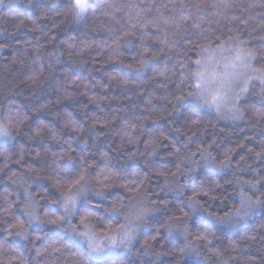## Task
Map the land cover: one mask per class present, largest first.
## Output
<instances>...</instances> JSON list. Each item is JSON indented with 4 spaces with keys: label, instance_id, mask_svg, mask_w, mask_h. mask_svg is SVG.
I'll return each mask as SVG.
<instances>
[{
    "label": "trees",
    "instance_id": "obj_1",
    "mask_svg": "<svg viewBox=\"0 0 264 264\" xmlns=\"http://www.w3.org/2000/svg\"><path fill=\"white\" fill-rule=\"evenodd\" d=\"M71 3L0 4V119L11 113L15 123L0 145V264H73L72 252L87 259L72 231L84 230L83 213H93L90 227L104 234L135 208L145 217L132 243L99 264H264L259 81L235 119L175 99L193 90L195 82L181 78L202 50L222 42L247 41L257 52L253 66H264V0H94L82 19ZM81 173L88 191L50 223L65 216L62 193ZM241 195L256 210L237 223L229 217ZM200 233L208 239H195Z\"/></svg>",
    "mask_w": 264,
    "mask_h": 264
},
{
    "label": "snow or ice",
    "instance_id": "obj_2",
    "mask_svg": "<svg viewBox=\"0 0 264 264\" xmlns=\"http://www.w3.org/2000/svg\"><path fill=\"white\" fill-rule=\"evenodd\" d=\"M205 6L206 5H201V7H205ZM95 7L96 5L94 3V0H72L70 11L74 13L76 17L79 18V17L87 16V14L90 11L94 10ZM108 7L111 8L112 6L109 5ZM116 10L118 11L119 9ZM101 14L107 16L109 15V12L105 10ZM181 19H187V17H181ZM165 23H167V21H165ZM143 26L147 27V25H143ZM132 27L135 28L136 24H133ZM128 35H134V33L126 32L125 36ZM229 39L231 40L232 37H229ZM262 39H264V37H262ZM159 43L170 47V45H168L167 40H160ZM246 44L247 41H243L240 44H237V47L234 50L235 54L231 58H227V57L225 58L227 62L223 64V69L221 71L212 70L210 72L208 70V63L205 60L197 59L195 61V65H196L195 70L187 72L185 76L181 78V84L185 83V81L187 80L195 81V83L191 84L193 90L187 92L186 94L181 93L180 95L176 96L175 99L177 101V104L183 106L185 103L195 102L197 104H202L209 108L214 107L216 111L219 113L224 103L228 102L229 100H231L234 106L238 105L241 98L249 92V85L253 80L259 81L261 88L260 91L256 93V95L260 97L262 101H264V66H261L259 68L253 67L252 62L253 60H255L257 56V52L255 50L246 51L244 48V45ZM69 47H71V45H69ZM198 47L204 49L203 45H199ZM218 47H222V46H218ZM204 50L206 51V49ZM211 60L212 57L207 58V61H211ZM129 67L131 68V65H129ZM217 67L219 68L220 66L217 65ZM32 79L33 82H35L36 77H32ZM72 82L75 83L74 80ZM125 83H127V81H125ZM236 88H239V91H236L235 90ZM239 110H240L239 107H234L230 111L232 112L233 116H235V114L239 112ZM256 111L262 118H264V112L260 111L259 109H256ZM198 119L199 118H197V120H194L193 123H197ZM14 126H15L14 118L11 115V113H9L4 117L3 121H0V139L8 137L9 129ZM68 126H69L68 124L65 125V127ZM94 127L95 124H93V128ZM41 130H42L41 128H38L36 130L35 135L39 136ZM72 130L74 132L79 131V128L73 124ZM53 138H55L54 134H53ZM134 142L135 140L132 137H128V143H134ZM84 143L85 145H87V141H84ZM37 156H39V153H37ZM228 160L229 157L226 155L225 160L220 161L219 163L223 167L225 166V161ZM105 179L108 178L105 177ZM82 181H84L83 173H81L76 180L69 182L68 191L62 193L61 206L64 209L65 216H58L56 217V219L51 220L50 223L58 224L61 220H64L65 217L68 216L75 209L78 200L82 196H84V194L88 191L87 185L85 183H82ZM98 183L101 184V188L96 191V195L103 196L105 186L103 184V181H98ZM248 183L251 184L250 181ZM252 186L255 187V185ZM73 189H75V191H73ZM200 194L201 193L198 191L194 193L192 196H189L187 198L190 207L195 206V204L198 202L197 197ZM204 194L207 195V193ZM85 199H87L86 196ZM250 201H251L250 197L248 201L242 199L241 208L235 210L237 216H240L242 212L244 216L249 215V213L245 209V205L247 204L248 207H252L253 205L250 203ZM87 203H92V202L88 200ZM120 206L122 205L113 204L112 210H118V207ZM27 207L28 205H25L26 209ZM93 215L94 214L91 212H84L83 215L81 216L80 223L84 227V231L77 232L75 228L72 229L73 233L79 237L80 241L87 245V252L89 254L88 258L85 259L84 256H81L75 252L70 253V255L73 257V264H99V261L93 259V257H102L106 254L108 248L117 247L116 238L109 236L107 233H104V238L111 240L112 243L108 245V248H106L100 242V238L97 236V233L94 230L95 226L90 227V222ZM218 219L221 223L224 222L223 217ZM129 223H131V221H129ZM16 226L22 227L23 224L22 222L18 221ZM163 227L167 228L168 226L163 225ZM120 230L122 232V235L120 236V243L127 246V242H130L131 238L134 235V231L123 225L120 226ZM16 235L24 237L23 232H17ZM24 238L26 239V237ZM153 239H155V237H153ZM195 239L207 240L208 237L203 233H200L195 237ZM229 243L230 245H234V242L232 241H230ZM145 244L148 247L151 246L148 245L147 242H145ZM233 250H235L234 247ZM180 251H184V249H180ZM225 251H227V249H225ZM222 254L223 253H217V255H222Z\"/></svg>",
    "mask_w": 264,
    "mask_h": 264
},
{
    "label": "rangeland",
    "instance_id": "obj_3",
    "mask_svg": "<svg viewBox=\"0 0 264 264\" xmlns=\"http://www.w3.org/2000/svg\"><path fill=\"white\" fill-rule=\"evenodd\" d=\"M237 44H239V43H233V44H231V43L222 42L221 44H219V45H217L215 47L206 48V51L205 50H202V53H201V56H200L199 59L205 60L208 63V70L210 72L212 70L221 71L223 69V64L227 62L225 60V58L226 57L227 58H231L235 54L234 50L236 49ZM218 46H222V47H218ZM245 50L248 51L246 48H245ZM208 57H212V60L211 61H207V58ZM217 65H219L220 67L218 68ZM250 74H252V73H250ZM253 81H257V80H253ZM241 83H242V81H241ZM235 90L236 91H239V88H236ZM192 104L197 105V106H200V107H204L207 110L213 111V112L217 113L218 115H221V116H224V117H227V115H228V116H230L229 119H232V118L235 119L234 118L235 116L231 117L233 114H232V112L230 110L233 109L234 107H236V105L234 106L233 103L231 102V100H229L228 102L224 103V105L221 107V110H220L219 113L216 111V109L214 107L213 108H209L207 106H204L202 104H197L195 102H192ZM0 121H2V120L0 119ZM11 139H12V135H11V131L9 129V135H8V137H5V138L0 139V145L10 142ZM240 199H241V201H242V199L245 200V201H248L249 198H247L246 196L241 195L240 196ZM250 203L253 205L252 207H248L247 204L245 205V209L249 213V215H251L256 210V203L253 202V201H250ZM29 208H31V207H29ZM239 208H241V205H240ZM29 210H31V209H29ZM134 215H135V217L133 218L132 216H134ZM249 215L244 216L243 215V212H242L240 216H237L236 215V211H235V212H233L231 214V216L229 217V219H230V221H233V222L236 221L238 223L240 221H243ZM144 217H145V211H139V208H137V209L136 208L135 209H130L129 212H128V215L126 217V220H125L126 223L123 226H125V227L130 228L131 230H133L134 231V235H135L136 229H138V224H140L139 221H141L142 219H144ZM129 221H131V223H129ZM107 234L109 236H112V237H115L116 238L117 247H115V248H108V245H110L112 243V241L109 240V239L104 238V234L97 233V236L100 238V242L106 248H108V251L106 252V254L104 256H107V255H116L118 253L124 252L127 249V246H125L124 244H121L120 243V236L122 235V232L120 230V227L108 231ZM134 235L131 238L130 242H127V245H130L132 243V241L134 239ZM76 240H78V242L81 243V241H80V239H79L78 236H76ZM85 247L87 248V245L86 244H85ZM104 256H102V257H93V258H95V259H101Z\"/></svg>",
    "mask_w": 264,
    "mask_h": 264
},
{
    "label": "clouds",
    "instance_id": "obj_4",
    "mask_svg": "<svg viewBox=\"0 0 264 264\" xmlns=\"http://www.w3.org/2000/svg\"><path fill=\"white\" fill-rule=\"evenodd\" d=\"M4 2V0H0V4H2ZM13 3L17 2V0H12ZM59 3V0H51V6L54 8L56 7V5ZM71 15L74 17V18H78L75 16L74 13L71 12ZM79 18H83V17H79Z\"/></svg>",
    "mask_w": 264,
    "mask_h": 264
}]
</instances>
